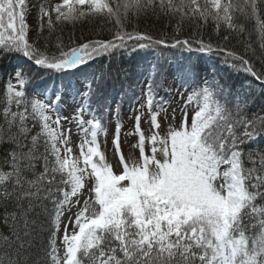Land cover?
Instances as JSON below:
<instances>
[{"label": "snow or ice", "instance_id": "obj_1", "mask_svg": "<svg viewBox=\"0 0 264 264\" xmlns=\"http://www.w3.org/2000/svg\"><path fill=\"white\" fill-rule=\"evenodd\" d=\"M149 14L173 35L140 30ZM89 18L108 38L49 39ZM209 21L215 45L196 38ZM140 54L146 65L127 85V72L92 67ZM3 60L0 264H264V149L251 148L264 144V104L248 112L264 97V0H0ZM110 121L114 164L102 150Z\"/></svg>", "mask_w": 264, "mask_h": 264}, {"label": "trees", "instance_id": "obj_2", "mask_svg": "<svg viewBox=\"0 0 264 264\" xmlns=\"http://www.w3.org/2000/svg\"><path fill=\"white\" fill-rule=\"evenodd\" d=\"M38 2V0H30L31 5H35ZM48 2L52 5L57 4L55 0H48ZM244 23V26L247 30V33L250 36L253 48L257 49V56H259V44L260 41L257 38V35L254 31V25L251 21H241ZM103 23V21L96 19V18H89L84 19L81 21H78L75 25L72 24H65V25H59L56 28V32L49 37V33L45 31L44 37H49L51 42L54 44L56 43V36H61L63 42L65 44L68 43L69 36L72 35V37L76 40L77 43L82 42L81 37H83L84 40L87 39H106L108 38L107 35L102 36H96L95 33L97 31H100V26ZM139 28L142 31L150 32L154 36H159L160 34H166L168 37H171L173 35L171 27H168L169 21L167 18L163 17H156L151 14H149L147 17H142L138 22ZM175 23V21H173ZM29 24L35 29L36 26V15H35V8L32 10V15L29 16ZM109 27V25H105V29ZM214 25L211 21L208 22L207 25H205L200 32V35L196 36L197 39H199L201 36L203 37L204 41L206 43L211 42L214 45L218 41V36L214 30ZM194 25H192L190 22L186 23L184 25L182 34L180 36L181 39L188 37L193 30ZM224 33H221L223 35ZM32 39H36V33L33 31L31 34ZM244 38H241L243 40ZM41 43H43V40H41ZM232 45L236 47V51L243 52V44L238 43L237 40H232ZM193 60H196V57L193 56ZM204 61V60H203ZM12 62L14 63L15 60L13 59ZM205 62V61H204ZM208 67L209 71H212V64L210 62L205 63ZM105 65H107L105 67ZM146 65V61L143 59V54L140 55H133L132 57H121V58H115L113 61L109 64L107 59L102 60L98 62L96 65H93L92 67L97 71H105L110 72L112 74H116L117 71H120V75L123 76L125 72L128 73L129 76H131L133 79L125 80V85L133 83V80L139 76V73L141 69H143ZM259 67V63L256 65ZM10 70V61L9 60H3L0 61V74L9 71ZM221 75H224L227 78V73H225L221 69ZM242 75H238L233 77V82L238 87L241 80H243ZM119 83H116L115 87L119 88ZM108 91L111 93L114 91L111 82L108 85ZM250 101H254V103L250 102L248 105V112L249 114L255 112L258 107H260L262 104H264V97H253L249 98ZM127 104H125L123 107H126ZM252 149H264V144H253L251 146ZM9 234V228L4 226L2 223H0V235H8ZM45 242L47 233H44ZM39 239V238H38ZM30 255L33 257V259L37 257H41L43 255V252L38 248L34 247L31 250Z\"/></svg>", "mask_w": 264, "mask_h": 264}, {"label": "rangeland", "instance_id": "obj_3", "mask_svg": "<svg viewBox=\"0 0 264 264\" xmlns=\"http://www.w3.org/2000/svg\"><path fill=\"white\" fill-rule=\"evenodd\" d=\"M55 1H56V3H60L61 2V0H55ZM199 67H200L201 70H203L204 68L208 69L207 65L205 64V62L203 60L200 61ZM209 72H211V71H209ZM122 118H123V121H124V128H123L122 134H121L122 135V148H123V151L125 152V155H127L128 152H129L130 144L135 142V137H129V138L125 139L124 136H123V133L129 132L132 129V123L133 122L129 119L128 106L123 107ZM114 123H115L114 121H110L109 134H108V137H107V145H106V147L103 146V138H101L102 139V150H104L106 152V156L108 157L109 162H111L113 164L115 163V157H114L113 152H112L111 140H112V131L114 129ZM65 127H67V125H65ZM142 127H144L146 129L147 125L146 124H142ZM76 139L77 138L74 136L73 140H76ZM69 231H71V228L69 229ZM61 235H62V233H61ZM61 254H62V249H61Z\"/></svg>", "mask_w": 264, "mask_h": 264}]
</instances>
